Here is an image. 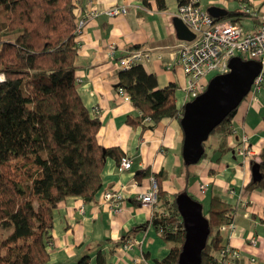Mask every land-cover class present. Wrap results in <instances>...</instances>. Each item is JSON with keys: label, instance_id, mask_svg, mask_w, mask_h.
<instances>
[{"label": "trees", "instance_id": "trees-1", "mask_svg": "<svg viewBox=\"0 0 264 264\" xmlns=\"http://www.w3.org/2000/svg\"><path fill=\"white\" fill-rule=\"evenodd\" d=\"M236 1L248 7L245 0ZM176 2L178 6L189 0ZM155 3L158 8L166 6L164 0ZM75 8V0H0V264H44L49 257L57 202L69 195L92 201L102 188L105 157L115 158L118 164L123 156L117 146L98 143L96 132L101 123L97 114L92 115L84 106L75 88ZM223 12L213 18L237 23L247 13L239 8H225ZM117 75L114 87L125 89L135 110L125 116L130 125L148 129L161 118L180 121L183 104H175L176 84L157 85L156 75L141 63L119 69ZM236 108L211 129L207 139L219 132L224 138L230 132ZM207 139L199 159L207 155ZM218 149L227 151L224 141ZM256 162L261 178L246 187L264 188V151ZM189 165L182 161V166ZM150 173L147 168L135 176ZM151 174L157 187L152 206L157 208L152 210L150 220L130 229L117 244L133 237V231L154 226L167 242L168 251L148 264H176L184 229L175 196L186 192V184L167 192L160 185L165 169ZM211 189L206 207L202 206L209 232L200 264L223 263L220 229L233 220L232 204L220 197L212 184ZM95 260L112 264L99 251Z\"/></svg>", "mask_w": 264, "mask_h": 264}, {"label": "crops", "instance_id": "crops-1", "mask_svg": "<svg viewBox=\"0 0 264 264\" xmlns=\"http://www.w3.org/2000/svg\"><path fill=\"white\" fill-rule=\"evenodd\" d=\"M198 1L204 11L213 5L222 9H242L244 5L236 0ZM245 1L251 11L239 17L237 23L250 31L260 23L264 0ZM75 2L77 18L93 7L103 9L122 4L129 8L126 14L120 15L98 12L82 27L76 37L75 88L84 106L92 115L97 114L101 123L96 132L98 143L117 146L132 162L130 167L119 169L116 159L106 156L101 173L102 188L92 201L84 202L81 196L69 195L57 202L47 248L49 257L44 264H80L83 259L82 264H98L95 260L98 251L112 264H130L133 258L141 260L140 264H148L153 258L163 257L168 244L151 225L131 233L135 243L130 249H122L117 244V239L130 229L151 219L152 210L157 207L141 204L135 195L148 189L151 173L161 169H165L166 176L160 185L167 192L186 184V192L201 201L204 195L210 196L212 184L220 197L234 207L232 226L223 225L220 229L222 243L239 250L234 264H264V188L246 187L252 181V161H258L264 151V76L260 88L239 102L231 116L230 132L224 138L220 132L211 135L207 139V155L184 167L180 155L183 132L179 122L165 117L153 128L130 125L125 116L135 113L134 107L114 87L119 70L116 60L133 48H141L148 53L141 64L156 75L157 85L176 84L177 107L188 100L190 95L182 88L185 75L175 61V46L182 39L177 36L173 23L176 0H164V8H158L155 0ZM242 135L247 137L250 146L248 156H242L235 149ZM221 140L227 151L219 152ZM147 168L150 174L135 176ZM119 183L130 189L122 209L113 212L102 202V192ZM202 183L206 185L204 192L198 189ZM251 238L255 240L253 244Z\"/></svg>", "mask_w": 264, "mask_h": 264}, {"label": "built area", "instance_id": "built-area-1", "mask_svg": "<svg viewBox=\"0 0 264 264\" xmlns=\"http://www.w3.org/2000/svg\"><path fill=\"white\" fill-rule=\"evenodd\" d=\"M128 9L125 5H111L107 8H92L84 16H79L75 24L76 37L81 33L82 27L88 19L96 16L98 12L108 15L126 14ZM242 9L246 12L251 11L245 5ZM175 16L179 17L184 25L193 32L191 40L181 39L175 46V61L180 66L185 75L183 91L194 97L195 94L202 92L209 79V75L228 72L229 57L237 55L244 59H256L260 62V71L253 77L252 84L247 95H253L262 83L264 76V13L259 16V25L250 31L244 29L240 23L230 20H215L212 15L204 11L198 0L179 4L176 8ZM148 57L146 50L133 48L116 60L118 69L128 68L135 63H142ZM212 75V76H213ZM0 76H2L0 74ZM116 92L125 99L128 94L122 87H117ZM189 99V98H188ZM95 111V108H93ZM236 152L242 156L251 154L247 137L242 135L239 144L235 147ZM131 158L121 156L118 163L119 169H126L131 165ZM151 183L148 189L135 195V199L143 205L152 206L156 200V180L150 176ZM206 185L199 184L198 189L204 192ZM130 187L124 183H119L115 187L104 189L102 192V202L113 212L119 211L123 207ZM232 226V223L226 224ZM255 242L254 238L250 243ZM135 243L134 239L129 238L120 245L122 249H130ZM224 257V261L234 264L239 256L237 247L224 244L219 251ZM223 261V262H224ZM141 260L133 258L130 264H140Z\"/></svg>", "mask_w": 264, "mask_h": 264}, {"label": "water", "instance_id": "water-1", "mask_svg": "<svg viewBox=\"0 0 264 264\" xmlns=\"http://www.w3.org/2000/svg\"><path fill=\"white\" fill-rule=\"evenodd\" d=\"M206 11L212 16L224 13V9L215 5ZM173 23L178 37L184 40L194 37L179 17L176 16ZM228 67V72L211 76L202 92L183 103L179 125L183 132L180 155L184 163H196L201 157L203 141L211 129L247 95L253 77L260 71V62L234 55L229 57ZM251 175L253 182L261 178L256 161L251 165ZM175 202L184 229V240L176 264H200L201 250L209 232V224L202 213V203L188 192L177 193Z\"/></svg>", "mask_w": 264, "mask_h": 264}, {"label": "rangeland", "instance_id": "rangeland-1", "mask_svg": "<svg viewBox=\"0 0 264 264\" xmlns=\"http://www.w3.org/2000/svg\"><path fill=\"white\" fill-rule=\"evenodd\" d=\"M212 75H213V74H212ZM212 75H209V78H210ZM211 135H213V134H211ZM211 135H210V136H211ZM210 136H209V137H210ZM209 137H208V139H209ZM207 197H208V196H207V194H206V195L203 196V198H200L203 208H205L206 205H207Z\"/></svg>", "mask_w": 264, "mask_h": 264}, {"label": "clouds", "instance_id": "clouds-1", "mask_svg": "<svg viewBox=\"0 0 264 264\" xmlns=\"http://www.w3.org/2000/svg\"><path fill=\"white\" fill-rule=\"evenodd\" d=\"M3 80V77L2 76H0V81H2Z\"/></svg>", "mask_w": 264, "mask_h": 264}]
</instances>
